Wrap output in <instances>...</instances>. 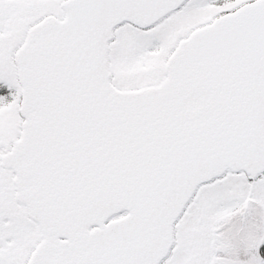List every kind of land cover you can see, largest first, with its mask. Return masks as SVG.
<instances>
[{
    "label": "snow or ice",
    "instance_id": "snow-or-ice-1",
    "mask_svg": "<svg viewBox=\"0 0 264 264\" xmlns=\"http://www.w3.org/2000/svg\"><path fill=\"white\" fill-rule=\"evenodd\" d=\"M0 264H264V0H0Z\"/></svg>",
    "mask_w": 264,
    "mask_h": 264
}]
</instances>
